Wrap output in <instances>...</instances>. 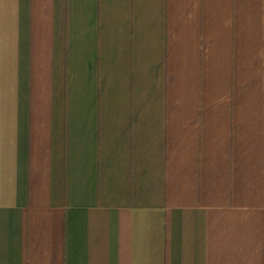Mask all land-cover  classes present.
Masks as SVG:
<instances>
[{"label": "crops", "instance_id": "crops-1", "mask_svg": "<svg viewBox=\"0 0 264 264\" xmlns=\"http://www.w3.org/2000/svg\"><path fill=\"white\" fill-rule=\"evenodd\" d=\"M0 264H264V0H0Z\"/></svg>", "mask_w": 264, "mask_h": 264}]
</instances>
